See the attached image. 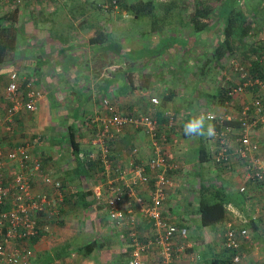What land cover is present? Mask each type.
Segmentation results:
<instances>
[{"label":"crops","instance_id":"1","mask_svg":"<svg viewBox=\"0 0 264 264\" xmlns=\"http://www.w3.org/2000/svg\"><path fill=\"white\" fill-rule=\"evenodd\" d=\"M163 2L157 4L158 9L166 8ZM19 4L16 48L0 64V117L8 105L5 88L13 71L19 76L20 93L35 87L42 91V97L34 112L22 110L18 114L12 131L0 127V145L9 148L40 137L34 152L42 160L43 172L64 184L58 217H38L41 230L29 244L30 264H127L129 230L133 227L143 242L156 235L138 201H123L127 222L114 227L102 212V205H96L92 198L88 182L116 180L131 161L145 164L153 155L147 134L126 129L109 145L111 171L105 172L101 150L88 139L94 130L91 119L102 111L104 97L123 114L146 112L151 97L159 101V130L166 134L164 147L176 164L170 172L174 185L167 189L164 214L188 227L185 252L174 264L231 260L235 252L221 242L228 223L250 230L237 251L238 264H264V196L252 179H244L245 162L233 154L228 166L216 164L210 154V138H189L182 129V122L191 113L232 115L243 96L250 99L256 95L247 89L231 105L225 103L221 86L210 75L216 68L212 55L220 39V31L209 32L212 21L204 29L208 33H201L193 29L190 17L175 15L168 20L161 11L158 18L152 14L133 18L118 6L105 7L102 0H23ZM13 8L11 2L0 0V14ZM147 16L148 27L137 30L133 23ZM127 18L133 22H124ZM104 34L106 39L101 41ZM129 72L136 75L132 83L127 79ZM168 110L175 115L169 128L165 126ZM257 135L262 142L264 129H258ZM71 137L78 145L77 154ZM201 149L208 153L203 160L199 159ZM79 167L85 175L80 174ZM242 184L245 192L238 190ZM47 188L42 182L35 185L37 191ZM216 189L226 200L225 218L203 226L198 213L200 197L206 194L213 198ZM87 190L89 205L80 206L77 198ZM138 194L146 203L148 188L140 186ZM259 200L262 203L257 204ZM131 217L134 224L129 223ZM89 246L92 250L87 253ZM144 259L147 264H159L156 248L147 249Z\"/></svg>","mask_w":264,"mask_h":264},{"label":"built area","instance_id":"2","mask_svg":"<svg viewBox=\"0 0 264 264\" xmlns=\"http://www.w3.org/2000/svg\"><path fill=\"white\" fill-rule=\"evenodd\" d=\"M21 1L16 0L17 3ZM255 60L264 66V53ZM232 70L238 80L234 86L227 87L225 103L229 105L232 99L243 96L247 89L256 88V95L250 99L243 98L241 109L236 115L216 117L214 113L208 112L214 117L212 122L216 129L215 135L210 137L213 143L210 154L216 164L225 167L229 165L233 154L243 160L244 179H252L264 196V140L261 142L257 135L258 129H264V77L251 78L248 64L243 65L241 61H232ZM18 77L15 71L9 75L5 88L8 105L4 109V117H0V127L3 125L9 131H12L18 114L22 110L34 112L36 103L42 97V91L35 87L20 93ZM158 104V99L151 97L146 112L123 114L115 103L104 97L101 99L102 111L91 119L94 130L88 139L101 150V161L106 173L111 171L109 145L121 137L126 129L142 130L150 138L153 147V155L145 164L133 160L128 168L120 170L116 180L110 179L105 184L93 182L90 186L92 198L96 205H102V212L112 226L120 227L127 222L122 204L128 199L140 203L141 211L156 230L153 240L147 242L141 241L133 227L129 230L131 249L127 264H147L144 253L150 247L156 248L159 264H174L186 248L188 227L170 220L164 214L167 189L174 185L170 172L176 168V164L170 160L164 147L167 137L159 130L156 117ZM165 117V126L172 127L174 112L166 111ZM231 120H238L240 125L234 127L225 123ZM39 142L40 137H35L17 142L9 148L0 145V264H30L32 250L29 244L41 230L38 217L56 219L59 204L64 200L63 182L43 172L42 160L34 152ZM41 182L48 187L47 190L35 189V185ZM140 186L149 190L146 203L138 194ZM238 190L245 192V184L240 185ZM129 223L134 224L132 217ZM247 238L246 227L227 224L221 242L224 248L235 252L231 264L240 262L237 251Z\"/></svg>","mask_w":264,"mask_h":264},{"label":"trees","instance_id":"3","mask_svg":"<svg viewBox=\"0 0 264 264\" xmlns=\"http://www.w3.org/2000/svg\"><path fill=\"white\" fill-rule=\"evenodd\" d=\"M13 4V10L9 12H3L0 14V64L8 59L11 52L16 48V39L18 35V26H17V14L20 4L16 0H6ZM164 0H110L107 4L108 8L118 6L120 9L125 10L133 18H140L147 14H152L155 18L161 16V10L163 11L164 19L170 20L172 18L171 13H176L177 15L186 18L187 14H190L191 25L195 31H203L208 24L200 22L203 19L209 17L210 13L214 10L215 7L207 4L206 0H196L194 1L193 7L190 10H187L184 6H180L177 10L174 9L176 1L163 2ZM179 5L184 3L179 0ZM220 4L217 5L219 8V16L222 19L221 28H220V39L217 43V46L213 52L214 61L216 66L222 65V59L228 55L234 54V51L242 48L245 52L244 59L241 60L243 65L248 64L249 76L251 78L255 77H264V66H261L260 62L255 59H251L249 62H246L247 59L256 54L258 57L264 53V40L261 42V47L256 46L257 44H251L248 39L249 35L258 34L261 32L264 27V5L253 12L250 9L246 8V4H241L239 0H218ZM111 2H114L113 4ZM167 3L166 8L158 9V3ZM159 11L158 13H155ZM155 13V14H154ZM186 15V16H185ZM170 17V18H169ZM185 26L188 25L186 22ZM106 39L105 34L102 35L101 41ZM250 52V53H249ZM246 57V58H245ZM136 75L131 72L127 73V79L132 83L133 80H136ZM135 77V78H134ZM230 82V81H229ZM228 82V83H229ZM134 85V84H133ZM234 86L235 83L230 84ZM229 85H224L222 90L225 100L227 99L226 91ZM136 85L133 86L135 88ZM254 91H257L256 88H252ZM233 99L230 101L232 104ZM237 106V105H236ZM235 106L236 112H239L241 109V102L238 106ZM234 127H238L240 122L238 120L226 121ZM71 146L73 151L77 154L79 151L78 145L74 141V137H71ZM208 155L207 151L201 149L199 152V159L203 160L204 157ZM83 159L82 161H84ZM86 162V161H85ZM82 163V162H80ZM88 163V161H87ZM80 174L85 175L83 167L77 169ZM81 170V171H80ZM77 174V172H76ZM78 174V175H80ZM87 195H90V192L87 190L83 193H80L79 199L77 202L80 206L87 207L89 202L86 200ZM91 204V203H90ZM226 200L223 196V193L216 189L213 198H208L206 194L200 197L198 204V213L200 217V222L203 226L212 225L222 221L225 218ZM60 205V204H59ZM60 213V208H59ZM248 233L249 229L247 228ZM92 250V246H89V253ZM229 250V249H228ZM232 251V250H231ZM231 260H213L211 264H230ZM232 263V261H231Z\"/></svg>","mask_w":264,"mask_h":264},{"label":"rangeland","instance_id":"4","mask_svg":"<svg viewBox=\"0 0 264 264\" xmlns=\"http://www.w3.org/2000/svg\"><path fill=\"white\" fill-rule=\"evenodd\" d=\"M102 1L105 4L110 0H102ZM170 1H174V2L176 1L177 6H184L185 8H187V10H189L191 12L192 10H190V9L193 7L192 3L196 0L183 1L184 3H182V5L178 4V3H180L179 0H170ZM239 1L243 5L246 4V6L245 5L244 6L248 9H250L251 12L258 10L259 8H261L264 5V0H239ZM206 2H207V4L212 5L215 8L210 13L208 18L203 19L200 22H204L205 24L209 25L208 22L211 20L213 24L212 25L210 24L211 26L210 25L208 26L209 30H211V31H209L208 29H206L204 31H206L207 33H208V31L212 33L213 30L218 32L221 28V22H222V21L220 22V20H222V19L219 16V10H218L219 8L217 7V5L220 4V1H218V0H206ZM190 6H191V8H190ZM175 15H177V14L176 13L171 14L172 17H175ZM186 17L187 18L190 17V14H187ZM124 22L129 23V22H133V21L130 18H127V19H124ZM149 23H150L149 17L147 16L144 19H141L140 21L133 23L134 24L133 26H135V28L138 30V29H143L145 27H148ZM124 29L125 28H123V30ZM204 31H201V33ZM121 33H122V31L120 30V34ZM248 39L253 41L251 44H257L256 46L261 47V45H262L261 42L264 40V27H263L261 32H258V34L252 33V35H249ZM207 41H209V40H207ZM245 52L246 51H244L242 48L235 50V54H231V55L224 57L222 59V65L216 66L215 70H213V72L211 71L210 75L213 76V78L216 81L218 86H221V88H223L222 86H224V84H228L229 81H237L238 80L237 75L235 73H233V70L230 71V69L232 67V61L240 63V61L244 59V56H242V55H245ZM252 58L255 59L253 56H251L250 59L248 58L246 62H249ZM181 66L182 65H180V67ZM243 98H244V96H243ZM236 114H237V112H235V115ZM92 183H93L92 181L88 182V186L90 187ZM259 203H262V200H259V202L257 204H259ZM263 207H264V205H263ZM221 241H222V239H221Z\"/></svg>","mask_w":264,"mask_h":264},{"label":"clouds","instance_id":"5","mask_svg":"<svg viewBox=\"0 0 264 264\" xmlns=\"http://www.w3.org/2000/svg\"><path fill=\"white\" fill-rule=\"evenodd\" d=\"M214 119L207 112L191 113L183 122L182 129L186 137L189 138H210L215 135V125L212 123Z\"/></svg>","mask_w":264,"mask_h":264}]
</instances>
